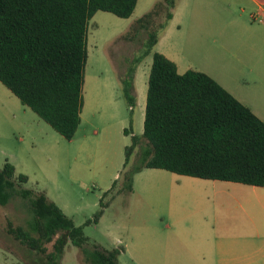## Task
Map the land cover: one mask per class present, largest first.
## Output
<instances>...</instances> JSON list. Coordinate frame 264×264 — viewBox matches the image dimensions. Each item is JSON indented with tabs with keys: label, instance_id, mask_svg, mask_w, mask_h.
<instances>
[{
	"label": "trees",
	"instance_id": "obj_1",
	"mask_svg": "<svg viewBox=\"0 0 264 264\" xmlns=\"http://www.w3.org/2000/svg\"><path fill=\"white\" fill-rule=\"evenodd\" d=\"M136 4L137 0H0V82L63 138L72 140L83 105L89 21L99 10L128 18ZM174 6L175 0H161L137 21L151 30L127 61L121 87L132 112L136 67L151 54L143 132L131 135L121 175L103 197L121 181L114 193L131 192L133 176L143 168L264 185V120L207 73H179L172 60L152 52ZM160 13L163 20L155 26L153 19ZM124 133L129 134V128ZM141 139L146 144L138 164L126 169ZM27 180L8 161L0 168V204L14 196L29 203L26 227L9 220L6 225L7 234L28 254L27 264H60L68 244L81 248L91 264H119V249L88 248L82 226H75L45 192L25 188ZM99 205L86 223H96L108 202Z\"/></svg>",
	"mask_w": 264,
	"mask_h": 264
},
{
	"label": "rangeland",
	"instance_id": "obj_2",
	"mask_svg": "<svg viewBox=\"0 0 264 264\" xmlns=\"http://www.w3.org/2000/svg\"><path fill=\"white\" fill-rule=\"evenodd\" d=\"M159 1L138 0L128 18L99 10L90 19L88 58L84 69L83 122L71 141L23 105L0 82V168L6 161L12 163L16 173L27 176L25 188L45 192L75 226H82L88 248L119 249V264H162L165 256L160 250H153V257L147 256V253L150 254L147 248L151 242L150 232L156 234L154 240L163 241L171 231L163 227L165 223L193 218L195 213L192 210L200 202L212 204L208 207L210 212L206 213L207 216L217 214L231 219L244 216L243 211L233 206L230 210L214 208L217 206L214 195L208 189L197 186L196 181L176 186L179 182L168 175L156 176L154 168H143L133 176L131 192L114 193L121 181L103 197L121 175L124 149L130 144L131 135L141 136L143 132L152 55L146 56L136 67L133 87L136 105L132 112L122 93L121 77L126 71L127 61L138 53L151 30L150 26L147 30L140 27L137 21ZM192 1L175 0L172 10L174 19L159 31L158 42L152 51L172 60L179 73L205 66L216 68L218 50L214 42L224 36L229 26L225 24L230 16L225 12L229 0H196V6L212 10L214 28L190 31L187 19ZM233 7V12H237L238 6ZM163 15L160 13L152 24L158 25ZM237 15L239 12L233 18H238ZM177 23L181 24V29L177 28ZM194 34L199 46L192 52L187 48L196 42ZM125 128H129V134L124 133ZM145 144L141 139L126 169L138 164ZM184 176L176 174L174 178ZM100 201L108 202L102 216L96 223H86L99 210ZM29 215V203L20 196L12 197L5 205L0 204V264H27L28 254L7 234L6 225L9 220L15 226L26 227ZM153 247L155 249V243ZM146 257L150 258V262ZM60 264L91 263L81 248L68 244Z\"/></svg>",
	"mask_w": 264,
	"mask_h": 264
},
{
	"label": "crops",
	"instance_id": "obj_3",
	"mask_svg": "<svg viewBox=\"0 0 264 264\" xmlns=\"http://www.w3.org/2000/svg\"><path fill=\"white\" fill-rule=\"evenodd\" d=\"M192 2L188 10L190 17L187 19V25L191 26L189 30H212V10L205 6H196V0ZM233 5L238 6L237 12H233ZM225 9L232 18H227L225 24L229 26L224 36L214 42L217 46L215 49L218 50V66H205L199 70L214 78L259 119L264 120V0H229ZM238 12V18H233ZM173 19L174 13L169 22ZM177 28L181 29L180 23H177ZM197 41L196 35V42L187 49L194 52L199 46ZM84 109L83 96L77 131L83 122ZM152 170L156 176L168 175L179 182L176 186L196 181L197 186L208 189L214 195L215 205L219 206L214 208L230 210L233 206L234 209L243 211L244 216L233 219L221 218L217 214L207 216L206 213L210 212L208 207L212 204L200 202L192 210L197 213L193 218L165 223L163 227L171 231L163 241L154 240L157 238L156 234L150 232L151 242L147 246L150 254L147 253V256L153 257V250L158 249L165 256L162 264H173V261L175 264H264V185H245L212 179L198 181L190 176L174 178L176 174L170 171ZM154 253L156 256L157 251ZM146 259L150 262V258Z\"/></svg>",
	"mask_w": 264,
	"mask_h": 264
}]
</instances>
